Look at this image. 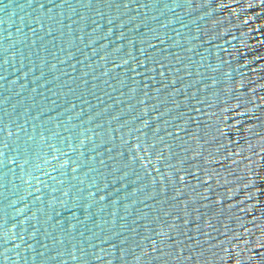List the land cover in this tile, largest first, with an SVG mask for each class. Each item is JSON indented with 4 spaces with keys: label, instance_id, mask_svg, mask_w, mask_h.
<instances>
[{
    "label": "water",
    "instance_id": "1",
    "mask_svg": "<svg viewBox=\"0 0 264 264\" xmlns=\"http://www.w3.org/2000/svg\"><path fill=\"white\" fill-rule=\"evenodd\" d=\"M0 264H264V0H0Z\"/></svg>",
    "mask_w": 264,
    "mask_h": 264
}]
</instances>
